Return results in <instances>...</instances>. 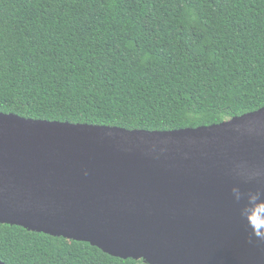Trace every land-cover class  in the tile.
<instances>
[{
  "label": "trees",
  "instance_id": "16d2710c",
  "mask_svg": "<svg viewBox=\"0 0 264 264\" xmlns=\"http://www.w3.org/2000/svg\"><path fill=\"white\" fill-rule=\"evenodd\" d=\"M264 107V0H0V112L174 131ZM6 264H145L0 224Z\"/></svg>",
  "mask_w": 264,
  "mask_h": 264
},
{
  "label": "water",
  "instance_id": "95a60500",
  "mask_svg": "<svg viewBox=\"0 0 264 264\" xmlns=\"http://www.w3.org/2000/svg\"><path fill=\"white\" fill-rule=\"evenodd\" d=\"M261 194L264 107L174 131L0 112V224L146 264H264L244 219L264 234Z\"/></svg>",
  "mask_w": 264,
  "mask_h": 264
},
{
  "label": "clouds",
  "instance_id": "9594fccd",
  "mask_svg": "<svg viewBox=\"0 0 264 264\" xmlns=\"http://www.w3.org/2000/svg\"><path fill=\"white\" fill-rule=\"evenodd\" d=\"M262 195L264 194L258 196L257 205L264 204V199H262ZM244 219L246 221L247 226L251 229L252 235L257 238L264 239V234H262L261 231L251 223V219L248 217H245Z\"/></svg>",
  "mask_w": 264,
  "mask_h": 264
},
{
  "label": "rangeland",
  "instance_id": "374dc122",
  "mask_svg": "<svg viewBox=\"0 0 264 264\" xmlns=\"http://www.w3.org/2000/svg\"><path fill=\"white\" fill-rule=\"evenodd\" d=\"M145 263V262H144ZM146 264V263H145Z\"/></svg>",
  "mask_w": 264,
  "mask_h": 264
}]
</instances>
